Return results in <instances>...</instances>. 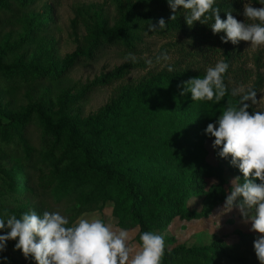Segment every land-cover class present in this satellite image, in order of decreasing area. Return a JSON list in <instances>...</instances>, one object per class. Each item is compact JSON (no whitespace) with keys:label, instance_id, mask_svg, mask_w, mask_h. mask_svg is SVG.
Here are the masks:
<instances>
[{"label":"rangeland","instance_id":"obj_1","mask_svg":"<svg viewBox=\"0 0 264 264\" xmlns=\"http://www.w3.org/2000/svg\"><path fill=\"white\" fill-rule=\"evenodd\" d=\"M248 2L250 0H242L238 21L253 22L242 15ZM251 6L261 7L258 0H252ZM22 16H39L44 21L41 28L34 31L31 44L6 53L7 45L22 37ZM116 17V0H34L26 10L14 11L13 14L0 12V50L13 57L22 55L25 63H35L42 68L58 65L82 44L95 20L101 19L110 27ZM226 53L230 55L225 73L226 85L242 90L254 87L257 102L252 105L253 110H264V46H253L247 41L233 45L231 42L223 43L221 39L206 43L173 33L144 36L138 51L131 54L114 47L104 49L91 60L78 58L59 78L2 90L0 100L2 108L17 114L28 104L40 101H46L57 109L54 103L61 93L76 96L84 92L71 105V113L85 119L115 101L122 88L139 86L160 72L187 70L197 74L194 78H203L209 67L219 61L225 62ZM164 56L167 60L163 59ZM123 66L126 68L120 79L93 85L95 80L115 73ZM169 66L172 71L168 70ZM182 86L162 84L152 88L151 97L141 94L137 101L139 109L146 112L144 119L130 120L120 115L109 124L129 133H150L149 136L133 134L134 143L130 150H122L116 143H110L112 153L122 160L126 169L147 172L154 179L168 182L184 179L198 161L213 167L209 173H201L203 181L198 196L190 195L188 198V217H174L163 229L151 232L164 237L167 249L177 245L202 246L219 238L233 242L237 240L238 233L258 235L250 231V221L241 216L235 202L231 210L224 209L226 196L237 184L243 183V174L230 163V157L218 156V149L211 146L214 137L204 132L207 124L214 123L225 108L236 105L226 97L218 103L192 101L190 93L180 94ZM33 119L26 125L22 136L31 158L26 166L30 176L29 187L34 189L27 202L36 207L39 215L45 211L60 213L69 220L70 226L81 218L101 219L113 231L126 230L129 255L130 258L134 256L140 250L141 242L137 227L115 213L117 189H113L111 199L99 209L78 212V201L59 192L63 189L59 180L62 164L55 162L54 155L60 152L53 148L50 137L44 135ZM10 166L0 153V170H7ZM5 175L0 171L1 202L13 206ZM255 182L260 181L257 178Z\"/></svg>","mask_w":264,"mask_h":264},{"label":"trees","instance_id":"obj_2","mask_svg":"<svg viewBox=\"0 0 264 264\" xmlns=\"http://www.w3.org/2000/svg\"><path fill=\"white\" fill-rule=\"evenodd\" d=\"M33 2L34 0H0V12L13 14L14 11H23ZM214 7L219 8L218 14L222 20L226 18V13L237 19L242 12V0H216ZM116 15L115 22L110 27L101 19L95 20L76 51L61 64L47 68L35 63H25L22 55H6L25 44H31L34 31L40 29L44 21L39 16H22L21 39L8 44L6 53L0 50V91L44 79L55 80L76 59H94L104 49L115 47L128 54L134 53L138 51L144 36L173 33L215 43L224 35L223 32L212 33L211 20L208 24L196 21L188 26L185 22L186 10L178 7L173 13L166 0H116ZM172 15L176 19H170ZM160 18L166 22L165 29L150 31L148 24L155 25ZM229 57L226 53V63ZM125 68L123 66L115 73L102 76L93 85L109 84L120 79ZM196 75L187 70L160 72L139 86L122 88L115 101L85 119L71 113V105L84 92L76 96L61 93L54 103L57 109L49 106L46 101H40L28 104L17 114L2 108L0 100V153L11 164L9 169L0 171L6 173V187L13 204H2L0 195V218L6 219L11 215L19 218L31 211L39 215L36 207L27 202L34 189L29 187L30 176L26 172V166L31 158L22 136L31 118H34L44 135L50 137L53 148L60 152L59 155H54L55 162L62 164L59 180L63 189L59 192L78 201V212L88 211L89 208L99 209L111 199V193L116 188L115 213L122 220L136 226L138 236L145 231L163 229L174 217H188L187 200L190 195L198 196L203 181L201 173H209L213 167L198 161L184 179L168 182L154 179L147 172L126 169L122 160L112 153L110 143H116L122 150H130L134 143L132 135L139 134L140 131L129 133L109 124L120 115L130 120L144 119L146 112L137 106L139 95L151 97V89L158 85L182 84ZM225 77L226 74L223 76L227 89L225 97L237 105L238 97L232 96L233 89L226 85ZM247 111L250 114L254 111L252 105ZM143 134L150 135L146 131L139 135ZM255 236L252 233H238L237 240L233 242L219 238L202 246L177 245L171 249L165 248L162 264H260L253 249ZM14 244L15 240L7 241L6 249L0 253V256L7 257L6 264H36L30 257L26 259L20 250L14 249Z\"/></svg>","mask_w":264,"mask_h":264},{"label":"clouds","instance_id":"obj_3","mask_svg":"<svg viewBox=\"0 0 264 264\" xmlns=\"http://www.w3.org/2000/svg\"><path fill=\"white\" fill-rule=\"evenodd\" d=\"M173 13L180 7L186 10L185 22L207 23L211 20L213 34L223 32L221 42H250L253 46H264V0H258L261 7L244 8L242 15L252 23L238 21L230 13L221 19L216 0H166ZM170 19H176L172 15ZM166 22L160 18L155 25L148 24L150 31L163 30ZM163 59L167 60V56ZM229 65L224 61L209 67L203 78H191L182 82L181 95L190 93L192 101H214L225 97L227 89L223 76ZM172 71L171 66L168 68ZM178 87H180L178 85ZM232 96L238 97L235 107H227L214 123H208L204 132L212 140V148L218 149V156L229 158L230 163L243 174V183L237 184L225 198L224 209L234 205L241 216L250 221V231L257 233L253 240L254 253L264 264V110L247 109L257 102L254 90L233 89ZM248 102H251L248 103ZM251 177V178H250ZM259 179V183L255 180ZM69 225V220L58 212L35 211L0 218V253L6 249V242L15 240L14 249L29 257L36 264H162L165 239L151 231L140 233V250L130 258L129 239L126 230L113 231L101 219L81 218ZM7 229V231H5ZM6 264L7 257L0 256Z\"/></svg>","mask_w":264,"mask_h":264}]
</instances>
